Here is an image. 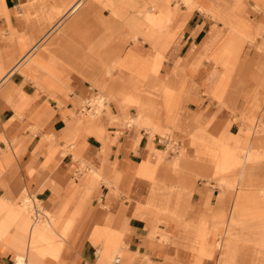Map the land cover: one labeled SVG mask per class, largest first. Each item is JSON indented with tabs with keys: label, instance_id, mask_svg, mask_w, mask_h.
I'll return each mask as SVG.
<instances>
[{
	"label": "crops",
	"instance_id": "0c3cea01",
	"mask_svg": "<svg viewBox=\"0 0 264 264\" xmlns=\"http://www.w3.org/2000/svg\"><path fill=\"white\" fill-rule=\"evenodd\" d=\"M71 1L0 0V264H31L32 244L39 264H264L222 231L237 195L233 217L248 195L264 209V190L246 186L264 181V164L234 189L218 186L213 164L221 142L264 151V55L243 49L264 11L254 0H84L65 16ZM86 90L109 96L98 117L81 110ZM168 101L174 111L160 110ZM130 123L144 127L139 140ZM155 126L171 133L150 139ZM196 130L207 133L196 148L181 147ZM167 141L178 159L159 160ZM33 200L40 221L21 208ZM202 217L221 242L204 244Z\"/></svg>",
	"mask_w": 264,
	"mask_h": 264
},
{
	"label": "rangeland",
	"instance_id": "374dc122",
	"mask_svg": "<svg viewBox=\"0 0 264 264\" xmlns=\"http://www.w3.org/2000/svg\"><path fill=\"white\" fill-rule=\"evenodd\" d=\"M185 1H182V2H184L187 5V7H189L190 9H194L195 7L196 8L198 7L196 4H194V2L187 3L188 1H186V2ZM246 1H248V0H236L234 4H242V5L245 6V8L247 10H249V7L248 6H247L248 8L246 7ZM254 1L256 3V4L254 3L256 5L255 6L256 8H254V11H257V12H259V10H261V11L263 10L264 11V0H254ZM72 2L73 1L65 3L66 7L69 4H71ZM248 12H250V11H248ZM209 13H212V12H209ZM244 14H246V10H245ZM63 20H64V18L62 19V21ZM242 20H244V21L247 20V22H248V19H246V18H242ZM229 25L231 26L230 23H229ZM250 25L252 27H254V25H252V24H250ZM255 33H256V35H258L257 39L255 40V42L252 43V42L244 41L243 49L246 48V47H249V50L251 49L256 54H260V55L263 56L264 55V40H263L264 32H263V29H261L259 32H258V29H256ZM259 39H261L262 41L259 42ZM258 46H260L261 49ZM254 47L258 51H256L254 49ZM165 86H167V85H165ZM168 95H170V94H168ZM94 96H98V97L107 96V94L103 90H99L97 92V95H95L93 91H90L89 93L87 91V95L84 96V99L82 100L81 104L85 103L84 101L87 102V100L92 99L93 104H95L94 108H97V107L99 108L100 100L98 99V97L96 98V100H93ZM105 98H109V96L105 97ZM110 99H111V97H110ZM168 100H170V99L168 98ZM97 103H98V106H96ZM160 110H162L164 112L170 111L164 105L161 106ZM100 113L101 112H99V114ZM247 122L250 125H253L254 122H256V118L255 117H251V119L248 120ZM135 124L136 123H134V124L130 123L131 130H135L134 132H132V134H136L137 137H138V140H139L141 135H142V134L139 133V131L144 129V127H137V129H135V127H136ZM162 128H163V126H155V128L152 129L151 133L149 134L150 139L153 138V135L155 137L158 136L160 138L161 136H167V135H169L171 133V131L170 132H165ZM145 131H148V130L145 129ZM182 133L183 132L181 131V134ZM253 133H255V135H258L259 132L258 131H254ZM206 134L207 133L205 131H201V130L197 131L196 130L192 135L189 136V138H186L185 134L182 135L179 138V141L182 143L181 147L185 148L186 144H187V140L189 139V144L192 146L193 149H195L196 147H195L194 144H197L201 139H203L206 136ZM220 145L222 147H225V148H223L221 150V152L216 157V160L213 161V164H214L215 175H217V176L218 175H225L224 177L220 178L219 181H218V186L221 187V188L225 187L226 189H234L235 185L233 187H231L227 183L228 182L227 180L229 178H236L237 181L238 180L242 181L246 177L247 168H248V174H249V173H251L253 171V169L255 167L260 166L261 164H264V151L260 152V151H258L256 149H249V150H246V151L237 150L236 148L231 147L228 143H224V142H221ZM166 152L167 151H163V154L165 153L163 155L164 157L160 156L159 160H161L162 158H166L168 156H174V155H169V153H166ZM180 152H181V149H180ZM206 153L203 155V158L200 161H206V159H208L210 157V155L206 154ZM212 156H214V155H212ZM184 157H185V154L182 155V159L181 160L180 159L178 160V163H180V167L183 166ZM222 158H225V160H228V159L231 160L230 162H231V164L233 166L232 169H227V168H224L223 170L220 169V166L222 165ZM173 159H178V157L175 156V157H173ZM173 162H174V160L171 161V164L169 165V167L173 164ZM150 171H152L151 174H150V176H151L155 170L153 171V169H150ZM222 180H225L227 182L222 181ZM248 181H249V183L247 182L248 184L246 186L256 185L257 186L256 190H259V191L264 190V186H262V183L264 181L261 182V183H254L251 180H248ZM190 182H191V180H190ZM180 183H181L180 185L182 187H189L186 184L184 179H182ZM240 186H242V185H240ZM171 191L174 192V187H172V186H169V189L164 190V194H166V195H163V199L168 201L169 198H170L169 193H171ZM240 196H242V195H237L235 197V203H234L233 208H232V210H231V212L229 214L228 220L224 221V224L222 226V231L227 233L232 238V241L237 244L238 249L240 251L243 250L246 253H247V251H249L251 253V255L259 254V255L264 256V209H262L263 206H261V204H256L254 201H251L252 196L248 195L242 200V204H241L242 209H239V210H241L240 211L241 213L237 214L235 217H233L232 214H233L234 210L236 209V205H237V202L239 201V197ZM261 196H263V194ZM177 201H179V199ZM180 202H181V204L177 205L178 209L175 211V214L173 215V218L176 220L177 224H179L181 229L183 230V228L187 224H191V222L190 221H184V217L186 215V210H184V205L183 204L185 203V201L180 200ZM258 205H260V207ZM21 208L22 209H26L24 207L23 202L21 203ZM29 213L31 214V212H29ZM207 223L208 222H207L206 217H202V224L203 225L200 226V227L202 228V230H204L205 232L208 233L207 236H204V238H205L203 240L204 244L208 245V244H216L217 242H221V238H222V236L224 234L220 233L218 230L217 231L214 230V228H216V226H217V225H215L216 223L213 226H210V227L206 226ZM38 226L39 227H44V228L48 227L47 225L41 224V223H39ZM66 233L67 232H65V231L63 232V234H66ZM213 235H215L214 236L215 240L212 239ZM163 242H165V241H163ZM60 244L63 245L61 242H60ZM114 244H115V241L114 242H112V241L106 242L104 244L103 249L101 251L99 250L100 256L102 255L103 251L106 252ZM205 245H202V246H205ZM118 247H119V245H118ZM122 249H123V247H121L119 250L123 251ZM119 252L115 256H119ZM219 261L220 262L222 261L221 260V254H219ZM29 262L31 263L30 260H29Z\"/></svg>",
	"mask_w": 264,
	"mask_h": 264
},
{
	"label": "bare ground",
	"instance_id": "6f19581e",
	"mask_svg": "<svg viewBox=\"0 0 264 264\" xmlns=\"http://www.w3.org/2000/svg\"><path fill=\"white\" fill-rule=\"evenodd\" d=\"M84 2V0H75L74 2H72V4L70 5V7L66 10V14H65V16H69V14H71L73 11H77V9L82 5V4H84L83 3ZM86 2V1H85ZM154 6V9L156 10V11H158V9H159V7L161 6L160 4H158V3H156V4H153ZM207 10H208V12H211L210 11V9L209 8H207ZM168 91L169 92H171L172 90L171 89H168ZM98 99L100 100V104H99V108L97 107V108H94V105L95 104H93V101H84L85 103H83V108L81 109L82 111H83V114H84V111H87L89 114L87 115V116H90V117H97L98 116V114H99V112H101L102 110H104L105 109V104H106V100H105V97L104 96H100V97H98ZM174 101H171V102H169L168 101V103L166 104V107L167 108H169L170 110H172V111H174ZM87 104H90L91 106H92V110H90V111H88L86 108H85V106L87 105ZM150 104L153 106V107H156V108H158V104H155L154 103V101L152 100V101H150ZM155 104V105H154ZM96 106H98V103L96 104ZM162 106V105H161ZM160 106V107H161ZM94 108V109H93ZM155 110L157 111V109H154V110H152L151 112H155ZM145 120H152V117L149 115V117H146L145 116ZM160 138H164V137H160ZM167 153V152H166ZM170 155V154H169ZM179 155H180V148H178V151H177V153L173 156V157H175V156H177V157H179ZM232 164H231V162H229L228 160H225V158H222V165L220 166V169H224V168H227V169H232ZM125 181V180H124ZM187 182H186V184L189 186L190 185V182H188V180H186ZM222 181H225V180H222ZM228 181V182H227ZM227 181H225V182H227L231 187H233L235 184H236V178H229ZM223 184V183H222ZM34 205H36V206H39V203L37 202V201H35V200H33L32 202H28L27 203V210H29V208H30V212H31V216H32V218H33V212H32V206H34ZM39 218V217H38ZM38 218L37 219H33L34 220V222L36 221V220H38ZM38 221H40V220H38ZM36 223H38V222H36ZM36 248H37V245L36 244H32L30 247H29V255H28V257L29 258H31L30 259V261H31V263L32 264H39V261L33 256V251H35L36 250ZM16 261H17V263L16 264H29L26 260H24V258H23V255H17L16 256Z\"/></svg>",
	"mask_w": 264,
	"mask_h": 264
},
{
	"label": "built area",
	"instance_id": "2783aa9c",
	"mask_svg": "<svg viewBox=\"0 0 264 264\" xmlns=\"http://www.w3.org/2000/svg\"><path fill=\"white\" fill-rule=\"evenodd\" d=\"M263 40H264V35H263ZM97 97L98 96H94L93 100H96ZM87 101H92V99L87 100ZM85 108L88 111L92 110V106L90 104H87L85 106ZM164 150L167 151V153H169L170 155H175V153H176V144H175V142L167 141L164 144ZM32 212H33L34 219H37L40 216V209L38 208V206H36V205L32 206ZM113 262H114V264H118L119 258L116 257Z\"/></svg>",
	"mask_w": 264,
	"mask_h": 264
}]
</instances>
